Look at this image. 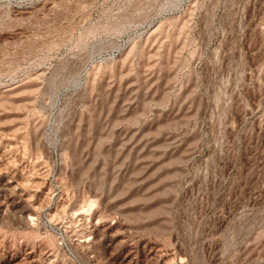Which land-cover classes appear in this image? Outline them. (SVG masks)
I'll list each match as a JSON object with an SVG mask.
<instances>
[{"label":"rangeland","instance_id":"rangeland-1","mask_svg":"<svg viewBox=\"0 0 264 264\" xmlns=\"http://www.w3.org/2000/svg\"><path fill=\"white\" fill-rule=\"evenodd\" d=\"M0 264H264V0H0Z\"/></svg>","mask_w":264,"mask_h":264},{"label":"bare ground","instance_id":"bare-ground-1","mask_svg":"<svg viewBox=\"0 0 264 264\" xmlns=\"http://www.w3.org/2000/svg\"><path fill=\"white\" fill-rule=\"evenodd\" d=\"M107 87V86H106ZM105 87V88H106ZM108 89V88H107ZM108 91V90H107ZM113 91V90H112ZM131 94V93H130ZM130 138V137H129ZM131 139V138H130ZM127 140V139H126ZM123 146H125V145H123ZM139 147V146H138ZM141 147H143V146H141ZM125 148V147H124ZM144 148V147H143ZM142 156V155H141ZM146 159V158H145ZM140 160V159H139ZM6 186V185H5ZM14 188V187H13ZM9 189V188H8ZM20 203V202H19ZM23 204V203H22ZM27 204V203H26ZM8 208V207H7ZM9 209V208H8ZM11 210V209H10ZM28 217V216H27ZM157 247V246H156ZM149 248V247H148ZM153 250V249H152ZM147 251V250H146ZM151 256V255H150ZM134 262V261H133ZM140 262V261H139Z\"/></svg>","mask_w":264,"mask_h":264}]
</instances>
